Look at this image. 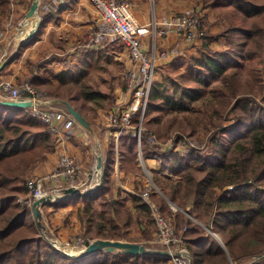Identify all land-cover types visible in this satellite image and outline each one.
<instances>
[{
  "label": "trees",
  "instance_id": "16d2710c",
  "mask_svg": "<svg viewBox=\"0 0 264 264\" xmlns=\"http://www.w3.org/2000/svg\"><path fill=\"white\" fill-rule=\"evenodd\" d=\"M201 2L221 15L222 29L206 38L200 55L176 59L162 81L154 84L142 143L123 130L120 160L127 170L139 165L140 148L144 159L151 155L160 159L161 168L152 172L161 191L154 189L151 199L171 216L193 264H239L264 253V0ZM10 3L0 0V23ZM220 38H225L226 48L209 47ZM58 78L53 83L49 75L40 74L21 84L33 85L41 99L69 101L94 125L96 114H89L87 104L95 100L107 106L100 101L105 95L84 82V88L77 89L83 74L62 73ZM199 129L206 138L197 145L193 136ZM154 134L157 143L150 140ZM169 140L173 146L165 148ZM55 142L49 125L28 108L0 103V264H156L152 252L125 249L117 253L105 248L73 257L44 239L32 207L23 199L30 195L32 170L47 158ZM180 143L193 147L182 155L176 150ZM115 157L113 140L104 184L83 196L90 198L83 208L81 233L92 239L141 241L128 237L127 229L136 221L143 224L144 236L152 239L157 225L151 203L140 195L113 197ZM164 172L171 176H163ZM130 198L132 207L127 206Z\"/></svg>",
  "mask_w": 264,
  "mask_h": 264
},
{
  "label": "crops",
  "instance_id": "0c3cea01",
  "mask_svg": "<svg viewBox=\"0 0 264 264\" xmlns=\"http://www.w3.org/2000/svg\"><path fill=\"white\" fill-rule=\"evenodd\" d=\"M33 1L14 0V2H11V12L1 23V26L5 30H0V64L9 56L13 55V57L0 70V82L7 80L18 86L27 77L46 74L49 75L53 83H58V76L62 73H69L73 77L83 74V80L86 78L84 81L85 86L91 87L93 86L92 83H96L95 79L92 83L89 82V78L92 79L91 77L94 76L100 83L113 87L116 92L119 91V102L129 101L130 95L125 88L123 74L130 66L131 58L128 49L123 43L118 38L109 37L102 48L93 49L80 46V43L84 41L88 33L93 29L99 28L101 25V20L91 0H68L66 4L57 9H52L49 6L56 7L58 5L56 0H42L39 5L40 24L38 26V23H36V27L38 26V28L34 35L29 37L30 32L35 27H29L24 33L23 30L18 29L17 22L24 16L22 20L32 15L30 10ZM131 2L133 13L140 23H148L153 15L162 17L198 8L204 15L209 35L213 36L219 33L224 25L221 15L216 10L204 6L199 0H131ZM20 40H24L21 45L19 44ZM206 40H185L176 33H170L167 36H157L158 47L169 48L177 46L179 51L174 57L158 59L155 71V83L162 81L164 73L172 66L176 59L200 55L204 50ZM144 43L147 48H151L153 38L151 36L145 37ZM209 47L212 49L226 48L225 38L211 41ZM116 67H119L122 72L120 70L117 71ZM120 82L121 84H119ZM106 90L101 88L93 89V91H99L103 94L109 92ZM56 100L45 99L41 107L54 112L69 111L61 102L63 100H58L59 102ZM94 101L92 100L93 103ZM97 109L95 124L93 125L90 121L93 131L88 130L77 121L76 126L67 133L63 127V123L58 121L54 123L52 137L56 142L53 150L48 153L45 160L41 161L32 170V175L34 177H43L55 171L58 168L61 156L68 154L75 157L79 164V183L81 185L87 184L92 180V175L94 173L97 174L100 156L103 163L101 175L102 173L104 174L108 147L115 140L116 157L113 173L115 187L113 197L118 198L120 194L128 196L140 195L145 181L134 173L141 168L140 157L139 165L128 170L122 168L119 152L121 136L118 135L116 128L107 124L105 120L106 110L104 108ZM140 153L143 158V164L146 162L149 169L161 168L162 163L157 156L151 155L144 159L141 148ZM60 183H63L62 179L55 182V184ZM91 187L93 186H89L86 189L90 190ZM97 189L99 188H94L93 192L86 196L93 194ZM83 196L68 195L60 200L48 202L41 206L42 219L64 241H73L83 230V208L86 205L87 199L90 198V196L86 198ZM107 196L111 197L109 194ZM148 202L152 206H155L152 199L151 201L148 200ZM96 203L98 207H101L99 201ZM127 206L132 207L131 198L128 200ZM132 210L135 212L134 208ZM136 225L135 229L137 231L140 232L141 229H144L143 224L137 223ZM133 227L132 223L127 229L130 239L133 238L131 232ZM134 239L138 240V238ZM123 240L133 242L128 239ZM134 243L144 244L142 241ZM108 249L113 252L124 253L123 251H119L122 249ZM140 254L147 255L146 253ZM151 255H154L158 259L156 264H161L163 260H167L166 264H171L169 258L165 255L153 253Z\"/></svg>",
  "mask_w": 264,
  "mask_h": 264
},
{
  "label": "built area",
  "instance_id": "2783aa9c",
  "mask_svg": "<svg viewBox=\"0 0 264 264\" xmlns=\"http://www.w3.org/2000/svg\"><path fill=\"white\" fill-rule=\"evenodd\" d=\"M56 1L58 2L57 8H60L68 0ZM91 2L101 20V25L99 28L90 31L84 41L80 43V46L93 49L99 48L106 43L109 37H115L128 49L131 58V63L126 69L124 79L125 88L130 95V99L108 109L105 114V120L109 126L118 130L119 136H121L123 130H127L128 133L138 139L141 145L144 122L156 79L157 61L159 58L174 57L179 51L177 46L169 48L158 47L157 36H167L170 33H176L185 40H204L209 35L208 26L202 11L198 8H192L169 16L158 17L153 15L148 23H140L133 13L131 0H91ZM27 18L21 21L22 24L19 23V30L23 29ZM147 36L153 38L151 48H147L144 43V38ZM6 98L30 102L31 106L28 110L32 115L49 125L50 131H52L56 121L63 123L67 133L77 124V120L69 112H54L43 109L41 104L45 102V99L39 98L36 88L29 83L15 86L11 81H1L0 99ZM150 140L157 143L156 135L151 136ZM171 146H173L172 140L164 144L165 148ZM192 147L189 144H180L176 147V150L180 154L186 155L191 151ZM140 160L143 162L141 153ZM60 179L63 180V183L55 184L56 180L59 181ZM77 179H79V164L76 158L63 154L55 171L43 177H33L28 181L27 185L30 195L28 198L23 199V203L32 206L35 200L47 195L51 196V202L59 200L64 196L66 188H82ZM149 180L150 185L145 186V189L140 193V196L147 201L155 187L153 181L150 178ZM93 188L94 186L91 187V189ZM153 215L157 225L154 242L162 247L161 251H168L165 256L169 258L170 263L191 264V251L186 246L184 239L177 235L173 220L165 216L154 205ZM40 234L54 248L68 255L69 253L80 254L87 247L84 244L86 239L81 236L76 237L73 241H64L46 222L42 223ZM65 247L74 248L76 252L67 251ZM149 250L150 252L153 251L146 247V251L149 252ZM261 262H264V254L258 255L255 260L248 264H260Z\"/></svg>",
  "mask_w": 264,
  "mask_h": 264
},
{
  "label": "water",
  "instance_id": "95a60500",
  "mask_svg": "<svg viewBox=\"0 0 264 264\" xmlns=\"http://www.w3.org/2000/svg\"><path fill=\"white\" fill-rule=\"evenodd\" d=\"M40 0H34L33 4L31 6V12H34L35 9H37L38 12V6H39ZM40 19V18H39ZM39 26V25H38ZM37 27H35L29 34L30 36H33L35 31L37 30ZM24 42V40H20L19 44L21 45ZM13 55L9 56L7 59H5L1 64H0V70L6 65L7 62H9L12 59ZM59 102L58 100H56ZM69 110V112L77 119V121L84 127H86L88 130L93 131V126L90 120H88L85 116H83L79 111H77L74 106L67 100L61 101ZM1 104L5 105H11V106H18V107H23V108H29L31 106L30 102H24V101H18L14 99H0ZM98 167L102 170L103 172V163H102V157H99V164ZM104 183V174L102 173L100 182L96 184L94 188H99L103 185ZM93 188V189H94ZM93 189H88V190H81L78 189L77 187H68L65 189V194L63 197L68 196V195H87L92 193ZM61 197V198H63ZM60 198V199H61ZM51 202V196L47 195L46 197H41L37 200H35L32 203V211H33V216L37 222L38 227L41 229L42 228V210H41V204H45ZM105 248H115V249H125V250H134L137 253H145L146 252V247L144 244L141 243H134V242H128L126 240H104V239H98L93 242H91L83 252L80 254H75V253H69L70 256L73 257H78V258H83L87 257L88 255L95 253L97 251H100ZM153 254H162V255H167L168 251H161V250H153L151 251ZM193 264V262L191 263Z\"/></svg>",
  "mask_w": 264,
  "mask_h": 264
},
{
  "label": "rangeland",
  "instance_id": "374dc122",
  "mask_svg": "<svg viewBox=\"0 0 264 264\" xmlns=\"http://www.w3.org/2000/svg\"><path fill=\"white\" fill-rule=\"evenodd\" d=\"M199 1H201V0H199ZM11 2H14V0H11ZM14 7H15V5H14ZM11 8H12V4L10 3V9H9V11L7 12V14L6 15H4L3 17H2V19H1V23L4 21V19H6V17L8 16V14H10V12H11ZM13 12H14V10H13ZM38 14H39V10H38V12H37ZM173 14H175V13H173ZM170 15H172V14H170ZM40 16V15H39ZM169 16V15H168ZM25 17V16H24ZM24 17H22V18H20L19 20H18V22H17V24L19 25V23H21V21L20 20H22ZM20 21V22H19ZM23 21V20H22ZM1 23H0V25H1ZM16 24V25H17ZM22 24V23H21ZM17 25V26H18ZM4 27L3 26H1L0 27V30H5V29H3ZM106 44V43H105ZM105 44L104 45H102L101 47H99V48H102L103 46H105ZM121 68V67H120ZM116 69H117V71L118 70H120L119 69V67H116ZM122 69V68H121ZM124 70V69H123ZM121 71V70H120ZM122 72V71H121ZM125 73H126V70H125V72H124V79H125ZM93 76V75H92ZM92 79H90L89 78V82L90 83H92V81H94V79L96 80V83L95 84H93L92 83V85L93 86H91L93 89L94 88H101V89H107L109 92H105L103 95H105V96H103V98L102 99H100V101L101 102H105L106 103V105L107 106H105V105H97L96 103H88L87 105H88V110H89V113H91L90 115H93V114H97V108H104V110H106V112H107V110L108 109H111V108H113V107H115V106H118L119 105V101H118V99H119V91H115V89L113 88V87H109L108 85H106V84H102V83H100L94 76L93 77H91ZM121 79V78H120ZM85 80H86V78H85ZM85 80H83V81H81L80 83H78V84H82ZM86 83V82H85ZM119 84H121V82L119 83ZM21 85H24V84H21ZM20 86V85H19ZM86 87H88V86H86ZM105 87V88H104ZM84 88V87H83ZM83 88H81V85H80V88H77V89H83ZM88 88H90V87H88ZM122 88V87H121ZM106 90V91H107ZM258 98L260 99V100H262L263 99V94H259L258 95ZM7 99V98H6ZM264 100V99H263ZM109 103V104H108ZM95 107H97V108H95ZM148 117V116H147ZM194 138H196V139H194V142H196L197 143V145H200V143H202V141H201V139H204V138H206V133L204 132V131H200V129H199V131H198V133L197 134H195L194 136H193ZM180 144H182L183 145V143H180ZM141 162V161H140ZM141 164V168L138 170V171H135L134 173L136 174V175H138V176H140L141 178H143V180L145 181L144 182V187L145 186H147V185H150V181H149V178L153 181V183H154V185H155V187L153 188V189H156L157 190V188H158V190L159 191H161L160 190V188L158 187V185H157V183L154 181V179H153V177H154V174H153V172H152V170L151 169H149V167L147 166V164H146V162H145V164H143V162H141L140 163ZM97 166V165H96ZM101 171L102 170H100L98 167H97V174L96 173H94L92 176V180L89 182V183H85L84 185H82L81 187V190H85L86 188H87V186H96V184H98L99 182H100V178H101ZM90 173H91V171H89ZM163 176H171V173H169V172H164L163 174H162ZM31 178H33L34 176L33 175H31L30 176ZM79 177H80V174H79ZM30 178V179H31ZM77 181L78 182H80V179H77ZM161 193V192H160ZM162 195H163V193H161ZM149 200L151 201V195H150V198H149ZM173 205V204H172ZM174 206V205H173ZM174 209H177V207L176 206H174ZM167 217H169V218H171V216H167ZM42 221L44 222V220L42 219ZM42 222V223H43ZM137 224V222L136 221H133V229L131 230V232H132V234H133V238H138V239H141V241L142 242H148L149 244H151V245H147L146 247L147 248H150V249H152V250H161L162 249V247L159 245V244H157V243H155L154 242V239H155V235H156V232L155 233H153V235H154V238H146L145 236H144V232H143V229H141L140 230V232L139 231H137V229H135V226H137L136 225ZM82 232H83V230H82ZM78 236H81V237H83V238H85L86 239V241L87 240H90V241H95V240H98V239H92V238H90V236H86V235H83L82 233H80L79 235H77V237ZM65 248H70V247H65ZM74 249V248H73ZM71 252H76V250H70ZM119 251H122V250H119ZM146 254H149L150 253V250H149V252L148 251H146L145 252ZM264 254V253H263ZM258 255H254V256H252V257H250V258H248V259H246V260H244V261H242L241 263H239V264H248V263H250L251 261H253V260H255V258L257 257ZM232 264H234V263H232ZM260 264H264V262H261Z\"/></svg>",
  "mask_w": 264,
  "mask_h": 264
},
{
  "label": "bare ground",
  "instance_id": "6f19581e",
  "mask_svg": "<svg viewBox=\"0 0 264 264\" xmlns=\"http://www.w3.org/2000/svg\"><path fill=\"white\" fill-rule=\"evenodd\" d=\"M40 16L39 14L37 13V9H35L34 12H32V15H29V17L27 18V20L25 21L24 23V27H23V31L25 33V31L29 28V27H36V23L39 24L40 22ZM24 35V34H23ZM25 36V35H24ZM26 37V36H25ZM67 251H70V250H74L73 248H65ZM71 252V251H70Z\"/></svg>",
  "mask_w": 264,
  "mask_h": 264
}]
</instances>
